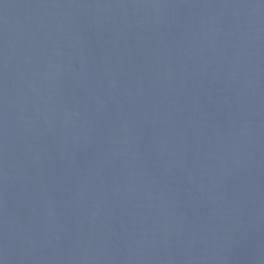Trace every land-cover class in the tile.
Listing matches in <instances>:
<instances>
[{"label":"water","instance_id":"water-1","mask_svg":"<svg viewBox=\"0 0 264 264\" xmlns=\"http://www.w3.org/2000/svg\"><path fill=\"white\" fill-rule=\"evenodd\" d=\"M0 264H264V0H0Z\"/></svg>","mask_w":264,"mask_h":264}]
</instances>
